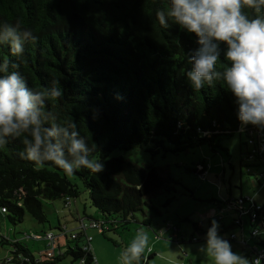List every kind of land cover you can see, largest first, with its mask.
Masks as SVG:
<instances>
[{
    "label": "trees",
    "instance_id": "1",
    "mask_svg": "<svg viewBox=\"0 0 264 264\" xmlns=\"http://www.w3.org/2000/svg\"><path fill=\"white\" fill-rule=\"evenodd\" d=\"M168 7L169 0H0V25H19L20 31H31L38 38L25 44L21 56H13L8 45H0V62L8 59L19 64L9 71L18 70L30 88L51 87L57 81L63 95L49 100L45 111L54 112L60 123L73 121L95 149L90 158L104 164L99 173L81 168L69 175L53 163L38 166L20 158L24 137L8 138V143L0 145L2 217L20 225L28 214L44 224L48 217L43 202L61 200L69 210V202L73 205L81 195L74 183L79 179L92 207L103 217L83 216L103 220L105 234L110 226L137 222L136 213L145 215L144 206L157 212L147 197L173 182L156 167L111 158L113 151L152 144L153 154H179L209 145L213 152L220 150L229 156L221 141L236 133L251 140L247 157L258 147V133L264 136V128L241 124L235 97L222 80L200 90L191 86L186 72L191 68L189 57L198 48L197 37L172 21L167 27L160 25L156 13ZM245 12L255 15L251 9ZM220 48L218 69L229 63L224 59L226 45ZM262 159L256 156L246 166L250 169L247 175L259 185V172L251 168L263 171ZM191 171L203 178L207 167L198 165ZM241 185L239 198L243 197ZM228 192L227 201H212L235 202L231 186ZM143 224L150 225V219L145 218ZM199 226L194 224L196 231ZM250 238L264 248V239ZM66 239L67 256L47 264H58L67 257L73 264L83 256L81 242ZM0 247H10L9 254H24L33 264L46 261L44 255L36 258L27 246L1 231ZM86 258L87 264H93L91 254Z\"/></svg>",
    "mask_w": 264,
    "mask_h": 264
},
{
    "label": "clouds",
    "instance_id": "2",
    "mask_svg": "<svg viewBox=\"0 0 264 264\" xmlns=\"http://www.w3.org/2000/svg\"><path fill=\"white\" fill-rule=\"evenodd\" d=\"M255 15L250 17L245 9ZM161 26L172 21L197 37L198 48L189 57L186 77L195 90L222 80L235 97L237 118L242 125L264 128V0H169V7L157 11ZM0 45H8L13 56H21L26 43H35L31 31H20L19 25H0ZM226 45L224 59L229 63L217 68L220 45ZM19 64L8 59L0 62V145L8 138L24 137L20 158L38 166L50 162L66 174L78 169L93 173L103 171L104 164L90 158L95 151L76 129L73 121L58 122L52 111H45L49 100L63 95L57 81L51 87L30 88L18 70ZM148 245V234L137 232L123 250V264L138 261ZM212 264H261L235 253L230 243L218 235V224L212 221L204 248Z\"/></svg>",
    "mask_w": 264,
    "mask_h": 264
},
{
    "label": "rangeland",
    "instance_id": "3",
    "mask_svg": "<svg viewBox=\"0 0 264 264\" xmlns=\"http://www.w3.org/2000/svg\"><path fill=\"white\" fill-rule=\"evenodd\" d=\"M221 145L229 151V156L220 150L213 152L209 145L179 154L163 151L153 154L150 151L153 149L152 144L135 146L131 150L113 151L111 158L123 157L142 167H156L162 176L171 177L173 182H170L168 189H162L147 197V201L157 212L144 206L145 215L142 212L136 213L137 222L132 221L125 226L119 224L105 234L90 232L94 239L93 253L101 264H123L121 254L140 230L148 234V245L142 253L146 260H142L140 256L139 264H212L204 248L207 230L213 220L218 224V235L230 243L233 252L245 257L244 243L254 245V241L250 239L248 226H244V231L238 226L235 227L234 220L238 218L235 208L212 200L227 201L231 186L232 198L238 201L242 184V196H252L261 203L264 199V186H260L247 175L246 166L253 164V160L246 156L252 144L244 133L242 137L238 133L232 137H223ZM198 165L207 167L203 178L191 171ZM199 168L200 166L198 170ZM251 169L255 172L261 171ZM71 179L74 180L73 177ZM74 183H77L81 195L75 199L69 210L64 208L61 200L44 201V210L48 217L46 223L40 224L26 214L22 224L13 225L6 217L0 215V231L12 240H19L36 258H42L48 249V242L43 239L37 240L35 237L43 238L48 231L59 235L60 223H68L69 229H74L72 228L74 226L76 228L77 208L82 216L86 210L89 215L96 218L103 217L92 207L89 192L83 182L76 179ZM145 218L150 219L151 228L143 224ZM243 221L247 222L248 219L243 218ZM194 224L203 225L201 233L195 230ZM243 236L246 241L242 242ZM192 237L197 240L192 242ZM67 242L65 236L57 237V246L63 247L64 250ZM6 250H10V247L6 249L0 247L1 259ZM71 262L72 258L67 257L58 264ZM133 264L138 263L134 261Z\"/></svg>",
    "mask_w": 264,
    "mask_h": 264
},
{
    "label": "built area",
    "instance_id": "4",
    "mask_svg": "<svg viewBox=\"0 0 264 264\" xmlns=\"http://www.w3.org/2000/svg\"><path fill=\"white\" fill-rule=\"evenodd\" d=\"M260 142L258 147L254 149L249 159L254 160L256 156L263 157L264 160V136L261 132L258 133ZM250 169L247 170V172ZM260 186H264V170L259 172ZM238 202V203H237ZM234 203V204H232ZM229 205L235 208V211L238 212V218L235 219V225L240 227L244 231V226H248L250 231V236L254 238L264 239V199L261 203L257 202L256 199L252 196L249 197H240L238 201L232 202ZM68 208L72 207V201L67 205ZM5 212V209H3ZM243 218H247L248 221H243ZM76 228L69 229L67 224H59V235L55 234L52 231L46 232L43 238L35 237L37 240H45L48 242V249L45 256V263L37 261L35 264H47L51 259L58 258L63 259L67 256V250H64L63 247L57 246V237L62 235L70 238L72 241H79L80 252L83 256L77 259L73 264H87V254H91L93 257V264H99L93 253V236L90 234L91 231H98L103 233L107 228L106 223L103 220H91L87 219L82 215H77L76 217ZM242 231V233H243ZM232 238H236L232 236ZM252 239V238H250ZM197 238H194V241ZM245 240L243 236L242 242ZM246 241V240H245ZM244 244H247L246 242ZM249 261H254L257 257L261 259V264H264V248L255 245L250 249L248 256H245ZM0 264H33L31 259L24 254H8L2 259H0Z\"/></svg>",
    "mask_w": 264,
    "mask_h": 264
},
{
    "label": "crops",
    "instance_id": "5",
    "mask_svg": "<svg viewBox=\"0 0 264 264\" xmlns=\"http://www.w3.org/2000/svg\"><path fill=\"white\" fill-rule=\"evenodd\" d=\"M76 212H77V213H80V210L77 208ZM84 212L89 216V214L86 212V210H85ZM67 225H68V223H67ZM199 225H200V226H199L200 228H199V231H198V232L201 233L202 230H203V225H202V224H199ZM68 226H69V225H68ZM148 226L151 228V221H150V225H148ZM110 227H111V228H110V231H111L112 226H110ZM72 228H75V226L72 227ZM113 230H115V228H113ZM97 233H99V232L97 231ZM99 234H100V233H99ZM194 238H195V237H192V239H191L192 242H195V241H196V240L194 241ZM159 240H160V239H159ZM93 241H94V239H93ZM253 246H255V244H254V245H249L248 243H247V244H244V248H245V249H244V248H243V249H244V251H245L246 253H244L243 255L246 256V255H247V252H249L250 249H251ZM93 252H94V250H93ZM8 254H9V253H8V251L6 250V253H5V255H4L3 257H5V256L8 255ZM151 254H152V253H151ZM94 256H95V258L97 259L98 263L101 264L100 260L96 257L95 254H94ZM3 257H2V258H3ZM0 259H1V258H0ZM145 260H146V258H145Z\"/></svg>",
    "mask_w": 264,
    "mask_h": 264
},
{
    "label": "flooded vegetation",
    "instance_id": "6",
    "mask_svg": "<svg viewBox=\"0 0 264 264\" xmlns=\"http://www.w3.org/2000/svg\"><path fill=\"white\" fill-rule=\"evenodd\" d=\"M196 174V173H195ZM198 176V175H197Z\"/></svg>",
    "mask_w": 264,
    "mask_h": 264
}]
</instances>
